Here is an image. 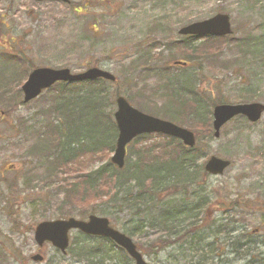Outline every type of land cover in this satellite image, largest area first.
<instances>
[{"label":"rangeland","instance_id":"rangeland-1","mask_svg":"<svg viewBox=\"0 0 264 264\" xmlns=\"http://www.w3.org/2000/svg\"><path fill=\"white\" fill-rule=\"evenodd\" d=\"M219 12L230 15L234 31L230 41L241 44L240 49L230 44L221 48L220 43L214 44L210 40L200 47V40L192 43L179 35L178 31L185 25L206 20ZM191 46L196 47V51ZM213 51L215 55L211 61L199 58ZM2 53L9 54L16 64L0 63V85H8L4 94L0 91V264H87L75 259L71 253L63 258L50 243L39 248L34 231L42 221L81 218L80 211L84 208L91 210L101 203L96 195H86L82 202L75 200L76 197H66L57 182L61 183L64 178L72 181L78 175L90 173L111 161L113 155V151L106 148L86 153L72 164L61 167L42 160V156H46L45 151L37 145L42 137L52 136L51 127L63 120L55 105L62 95L55 92V88L52 93L47 90L22 105L21 85L31 71L46 66L55 69L68 67L73 73L95 66L112 72L118 83L105 84L111 93V101L113 99L114 102L118 95H124L141 111L157 113L159 115L156 116L162 119H171L173 123L192 130L200 136L201 151L206 154L199 159V164L212 155L231 161L223 174L209 175L206 186H203L212 203L199 217L202 224L212 225L216 220L226 219L222 214L232 199L238 196L251 199L248 206H240L235 211L229 209L225 213L230 220L226 219L224 223H236L228 227L229 234L220 236V240L212 244L213 251L206 245L214 243V232L196 246L190 245L191 241L183 242L160 253L155 250L162 235L157 230L160 227L154 228L145 220L146 217L150 220L152 214L143 218L135 214L131 201L124 205L120 201L112 210L116 211L115 214L107 217L116 229L133 238L149 263L262 264L264 117L254 124L246 118L236 117L222 128L221 136L216 138L212 114L210 123L197 122L189 104L167 99L165 82L168 80H161L158 75L143 74L145 59L140 66L136 60L145 55L151 60L147 65L162 67L171 66L178 60L194 61L195 68L187 66L185 70L181 65L170 68L171 77L188 71L191 73L189 79L194 83L197 80V88L207 93L210 102L221 99V103L229 104L254 101L264 104V0H71L69 3L0 0ZM18 60L25 61L24 72ZM201 64L204 70L199 71ZM9 105L15 106V110L6 107H11ZM116 108L115 103L106 105V110L112 115ZM168 108L179 112L172 113L173 117L169 113L166 115L163 111ZM157 139H150V142ZM131 146L128 147L129 156L135 149ZM158 153L165 156L168 151L158 150ZM131 157L136 158L134 155ZM50 166L56 170L54 179L48 176L52 169L49 170ZM7 182L17 185L12 195L16 198L15 209L19 211L16 213L20 221L18 227L13 226L15 216L6 217L7 210L4 211L7 199H2L3 194L8 195L12 190L7 187ZM61 213L69 215L62 217ZM153 216L158 217L159 213L155 212ZM182 218L185 219L184 225L193 223L189 216ZM155 223L159 221L155 219ZM215 228L212 226L211 230L215 231ZM71 236L72 245L69 247L73 248L74 240L80 235L74 230ZM108 247L118 262L134 264V260L119 246L112 243ZM205 253H214V256L205 257ZM36 254L42 255V262L31 259ZM252 259H255L253 263Z\"/></svg>","mask_w":264,"mask_h":264},{"label":"trees","instance_id":"trees-1","mask_svg":"<svg viewBox=\"0 0 264 264\" xmlns=\"http://www.w3.org/2000/svg\"><path fill=\"white\" fill-rule=\"evenodd\" d=\"M185 38H190L189 40L192 43L197 42L193 40V37L188 36ZM207 40L213 41L214 44L220 43L219 46L221 48L223 47L222 45L227 44L233 45L238 49L241 47V44L230 41L231 36L202 39L200 40L202 43L198 46L202 47ZM168 46L170 47V44ZM191 47L193 51H196V47ZM214 55L215 51L208 52L199 56V58L208 62L211 61V57H214ZM0 59H2L0 60L1 64H16L15 59L12 60L9 54L6 53L0 54ZM143 59H145L143 68L141 67L143 74L153 77L158 75L161 80H168V82L164 81L167 87L166 91H168V94L165 95L167 99L178 100L183 105L189 104L192 115L197 122L204 124L211 122L212 108L216 104H220L221 99L210 102L211 100H209L207 93L197 88V80L194 83L192 79H189L191 73H188V71H183L182 74L171 77L170 68H175L179 65H166L165 67L156 64L154 66L152 64L147 65L151 63V60L145 55L143 58L136 60V64L140 66ZM191 62L188 61V68L192 66L195 68L193 65L194 61ZM18 65L21 66L22 72H24L26 68L25 61L18 60ZM183 69L186 70L187 67ZM198 70H204L202 64ZM105 84L111 85L114 82H109L102 78L96 81L68 84L57 82L48 89L52 93L56 88L55 92L59 91L62 95V99H58L55 105L57 106L56 112L63 117V120L51 127L52 136L49 138L42 137L40 139L41 143L37 145V148L40 147L41 150L45 151L46 156L44 158L42 156L43 161H51V163L58 164L61 167L68 163L72 164L76 158H82V155L86 153L102 151L106 148L110 152L114 151L118 127L115 124L114 115L106 110V105L109 102L113 104L115 101L113 102V99L112 101L109 99L111 93ZM7 86L6 84L0 85V91H3V94L4 90L8 88ZM173 88L175 89L173 90ZM128 100L130 101V99ZM26 104L22 102V105ZM9 106L11 107H6L15 110V106ZM171 108L165 109L163 113L166 115L169 113L173 117L172 113L179 112V110ZM150 114L159 115L157 113ZM239 118L243 119L244 117ZM153 138L158 139L150 142V139ZM199 141L200 136L197 135L196 146L189 148L180 140L171 136L162 134L139 136L130 143L131 147L135 149L132 150L130 156L127 154L126 165L123 169L118 168L109 160L90 173L78 175L72 181L69 178H64L63 180L61 179V183H57L60 185V191H63L66 197H76L75 200H81L80 202H82L86 195L92 197L96 195L97 201L101 200V203L93 209L84 208V210L80 211L78 214L81 218L95 213L103 216L114 215L116 211L112 212V210L115 209L114 206L119 204L120 201H123V205L127 201H131L130 206L134 208L135 214H139L143 218L146 215L150 216L152 214L153 216L155 212H158V217L153 216L154 218H152L151 216L150 220L147 217L145 219L154 228L160 227L157 230H160L162 235L157 242L159 243L158 249H155L157 253L173 246V244H181L183 242L191 241L190 245L196 246L198 242L202 243L201 241H205L214 232V243L206 245V248H210L213 251L214 246L212 244H216V241L220 240V236L226 235V233L229 234L228 227L236 223L235 221L224 223L226 219L230 220L227 215L225 217V213L229 209L230 211H235V208L240 209V206H248V202L251 199H241L238 196L230 201V205L225 209L226 212L222 214L226 219L216 220L212 225L206 224V222L204 224L201 223L199 217L204 208L209 207L212 201L210 195L203 189V186H206L209 174L205 170L204 163L199 164V159L206 157L205 152L201 151V143ZM158 150L168 151V153L165 156H159ZM132 155L136 158L131 157ZM50 168L52 166L49 167V170ZM49 172V178L54 179L56 170L52 168ZM6 184L12 190H9L8 195L6 193L3 194L2 199H7L4 204L6 206L4 211L7 210L6 214L8 216L6 215V217L15 216V218L13 217V226L18 227L20 221L16 215L19 211L15 209L14 199L16 198L12 195L17 185L8 182ZM105 188L108 189V192L105 191ZM216 195H219V193ZM104 198L106 199L104 200ZM228 198H231V196H228ZM70 213L73 215V212ZM60 215L63 217L69 214L61 213ZM186 216H189L193 223L184 225L183 221L185 219L182 217ZM155 219L159 221L158 224L155 223ZM212 226L216 227L215 231L211 230ZM207 230L210 232L205 233ZM79 235L73 242V248L70 247L65 255L71 253L75 259L78 258L87 264H94L97 260H99L98 264H128L126 261L118 262L116 260V255L108 247L112 244L109 239L83 235L80 232ZM238 239L235 241L237 242ZM239 240L240 242L242 241L241 239ZM88 242L92 244H88ZM249 243L251 241H248ZM247 251L249 252L250 250ZM57 253L61 254L59 250H57ZM65 255L61 254L63 258ZM203 255L211 258L214 253H205ZM254 260L252 259L251 262L253 263ZM262 264H264V260H262Z\"/></svg>","mask_w":264,"mask_h":264},{"label":"water","instance_id":"water-1","mask_svg":"<svg viewBox=\"0 0 264 264\" xmlns=\"http://www.w3.org/2000/svg\"><path fill=\"white\" fill-rule=\"evenodd\" d=\"M43 1H59L70 2V0H37ZM232 32V23H230V15L217 13V15L206 18V20L195 21L187 24L179 30L182 35L193 36H224ZM185 63L176 61L175 64ZM28 79L23 84L24 103L32 101L42 93L43 90L53 86L57 81L62 82H79L90 81L104 78L109 81H115L116 76L112 72H108L98 67H91L86 71L72 73L69 68H51L37 67L33 70ZM117 109L114 112L116 125H118V139L116 148L112 155V163L119 168H123L126 163L127 145L135 139V137L146 133H162L180 138L184 144L195 146V133L180 125H176L170 121L163 120L159 117L143 113L136 107H133L125 96L116 98ZM213 112V128L215 137H220L223 125L232 120L237 115H244L251 122L258 121L264 114V104L259 102L242 103V104H221L216 106ZM206 170L215 175H221L224 170L231 164L227 159L219 158L215 155L205 164ZM74 230H78L84 235L100 236L109 238L116 245L122 247L129 256L134 260L135 264H150L146 261L144 255L138 250L137 244L133 239L121 230L114 228L109 218L98 214H91L85 219L77 217H69L63 219H53L52 221H42L35 229L34 237L39 247L45 242H50L52 246L58 248L63 254L67 252L70 244V234ZM37 262H42L41 254L32 256Z\"/></svg>","mask_w":264,"mask_h":264}]
</instances>
